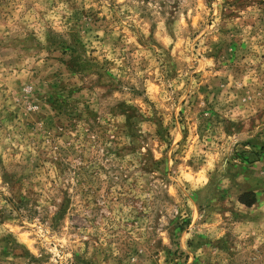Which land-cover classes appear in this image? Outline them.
I'll return each mask as SVG.
<instances>
[{"label":"rangeland","instance_id":"374dc122","mask_svg":"<svg viewBox=\"0 0 264 264\" xmlns=\"http://www.w3.org/2000/svg\"><path fill=\"white\" fill-rule=\"evenodd\" d=\"M0 264H264V0H0Z\"/></svg>","mask_w":264,"mask_h":264}]
</instances>
